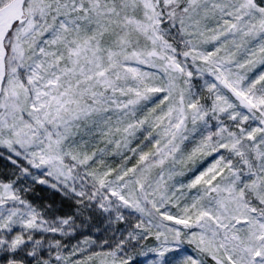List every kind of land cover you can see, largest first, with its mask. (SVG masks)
Here are the masks:
<instances>
[{
  "label": "rangeland",
  "instance_id": "rangeland-1",
  "mask_svg": "<svg viewBox=\"0 0 264 264\" xmlns=\"http://www.w3.org/2000/svg\"><path fill=\"white\" fill-rule=\"evenodd\" d=\"M25 14L0 98V264H264V0Z\"/></svg>",
  "mask_w": 264,
  "mask_h": 264
},
{
  "label": "water",
  "instance_id": "water-1",
  "mask_svg": "<svg viewBox=\"0 0 264 264\" xmlns=\"http://www.w3.org/2000/svg\"><path fill=\"white\" fill-rule=\"evenodd\" d=\"M27 0H10L0 6V97L2 95L4 81L6 79V57L7 48L5 45L8 34L17 23L26 20L25 3ZM11 264H25L14 262Z\"/></svg>",
  "mask_w": 264,
  "mask_h": 264
},
{
  "label": "trees",
  "instance_id": "trees-1",
  "mask_svg": "<svg viewBox=\"0 0 264 264\" xmlns=\"http://www.w3.org/2000/svg\"><path fill=\"white\" fill-rule=\"evenodd\" d=\"M14 261L15 262H22V263H26V264H32L30 257H27L26 259L24 257H17V258H15Z\"/></svg>",
  "mask_w": 264,
  "mask_h": 264
}]
</instances>
